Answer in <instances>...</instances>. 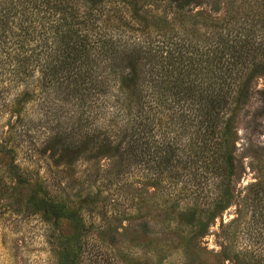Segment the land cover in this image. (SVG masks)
<instances>
[{
    "label": "rangeland",
    "instance_id": "1",
    "mask_svg": "<svg viewBox=\"0 0 264 264\" xmlns=\"http://www.w3.org/2000/svg\"><path fill=\"white\" fill-rule=\"evenodd\" d=\"M218 2L219 10L203 4L180 15L166 0L134 4L144 5L139 16L156 31L198 48L224 17L261 12V0ZM146 36L161 45L155 32ZM5 51L0 46V264H264V68L246 98L229 106L235 176L226 207L200 227L184 208H209L212 175L179 168L158 177L115 144L101 145L104 127L87 104L53 80L12 79ZM110 61L98 62L97 72ZM46 200L62 203L71 218L54 219Z\"/></svg>",
    "mask_w": 264,
    "mask_h": 264
},
{
    "label": "trees",
    "instance_id": "2",
    "mask_svg": "<svg viewBox=\"0 0 264 264\" xmlns=\"http://www.w3.org/2000/svg\"><path fill=\"white\" fill-rule=\"evenodd\" d=\"M138 1L0 0L7 71L14 80L38 75L64 87L104 127L101 145L115 144L158 177L169 179L187 168L193 175L197 170L201 177L212 175L217 182L214 187L208 182L207 190L217 194L206 202L209 208L202 213L184 208L188 221L202 227L228 204L226 184L235 176L228 109L246 98L253 77L264 68V1L256 18L224 17L198 48L188 39L167 36L161 26L156 31L139 16L144 5L137 8ZM166 1L177 15L203 4L219 10L220 3ZM128 30L136 34L127 43L122 37ZM150 31L161 37V45L151 44ZM101 61L110 62L99 73ZM69 137H62L65 147ZM45 205L54 219L71 218L62 203L46 200Z\"/></svg>",
    "mask_w": 264,
    "mask_h": 264
}]
</instances>
